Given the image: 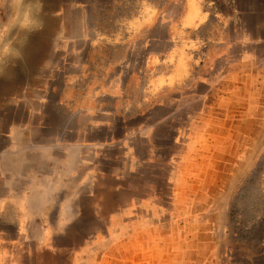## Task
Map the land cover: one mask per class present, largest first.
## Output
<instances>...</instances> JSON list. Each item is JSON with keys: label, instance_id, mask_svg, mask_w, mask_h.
<instances>
[{"label": "rangeland", "instance_id": "1", "mask_svg": "<svg viewBox=\"0 0 264 264\" xmlns=\"http://www.w3.org/2000/svg\"><path fill=\"white\" fill-rule=\"evenodd\" d=\"M143 1L0 0V151L55 101L116 112L60 205L0 168V264H264V0H204L187 38L133 30Z\"/></svg>", "mask_w": 264, "mask_h": 264}, {"label": "crops", "instance_id": "2", "mask_svg": "<svg viewBox=\"0 0 264 264\" xmlns=\"http://www.w3.org/2000/svg\"><path fill=\"white\" fill-rule=\"evenodd\" d=\"M144 0L142 5L141 13L135 16L132 20L133 30L140 33H144L145 36L148 32L162 28H170L171 22H177L178 30L181 37L187 38L189 31L193 23L201 22L203 12L205 11L204 0ZM171 2V3H170ZM167 5H174L179 7V16L177 19H166L168 17V9L165 8ZM85 36L83 30V38ZM183 60L186 61V73L190 72V61L189 56L184 52ZM149 64V66H148ZM152 65L157 67L156 63H152L147 59L146 70H152ZM164 76V87L169 86L170 79L168 78L169 73L158 72ZM184 73L182 77H185ZM180 78V77H179ZM179 78L174 79V84L179 83ZM116 79H111V86H118ZM1 84V83H0ZM97 88L91 89L88 96L83 97V103L70 109L69 106L65 105V108H60L58 101H55L54 115H39L32 111L30 113V122H22V124L15 125L11 131L12 143L6 150L0 151V168L2 171L8 172V175L18 177L22 174L24 167L30 164H39L41 169L39 173V192L31 194L30 196L43 198L46 193L45 183L50 182V186L54 189L53 195L58 197V200L54 203L60 205V199L63 198L62 193L65 188L73 181H82L83 174V153L88 147V141L85 140V136L90 128H102L109 124L105 121L97 122V119L105 117L106 119L111 116L107 111H102L101 108L94 105L97 103ZM111 94L118 96L117 93ZM59 107V111L58 108ZM48 118L49 122L47 125L37 126L33 120L35 117ZM43 134L48 133L50 136L42 138L37 136V133ZM100 143L94 146L99 147ZM13 172V173H9ZM23 180V179H21ZM44 193V194H43ZM28 196V192L25 193ZM177 252L175 258L179 259ZM192 254V252H191ZM194 254V253H193ZM182 255V254H181ZM184 256L186 255L183 254ZM172 257V255L170 256ZM136 258V257H135ZM184 259V257H183ZM148 260V258H147ZM150 260V259H149ZM185 260V259H184ZM193 260V259H192ZM146 264V259H142ZM136 259L130 260L127 258V262H119V264H135Z\"/></svg>", "mask_w": 264, "mask_h": 264}, {"label": "bare ground", "instance_id": "3", "mask_svg": "<svg viewBox=\"0 0 264 264\" xmlns=\"http://www.w3.org/2000/svg\"><path fill=\"white\" fill-rule=\"evenodd\" d=\"M28 55V54H27ZM9 72V71H8ZM16 78H17V76H16ZM3 81V80H2Z\"/></svg>", "mask_w": 264, "mask_h": 264}]
</instances>
